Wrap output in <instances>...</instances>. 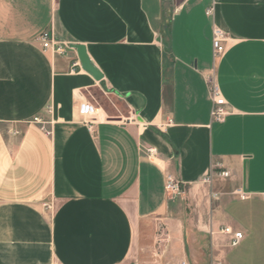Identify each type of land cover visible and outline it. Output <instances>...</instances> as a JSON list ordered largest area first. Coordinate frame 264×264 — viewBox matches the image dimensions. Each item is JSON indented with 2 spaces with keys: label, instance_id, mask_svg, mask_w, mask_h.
I'll list each match as a JSON object with an SVG mask.
<instances>
[{
  "label": "crops",
  "instance_id": "1",
  "mask_svg": "<svg viewBox=\"0 0 264 264\" xmlns=\"http://www.w3.org/2000/svg\"><path fill=\"white\" fill-rule=\"evenodd\" d=\"M182 262L264 264V0H0V264Z\"/></svg>",
  "mask_w": 264,
  "mask_h": 264
},
{
  "label": "built area",
  "instance_id": "2",
  "mask_svg": "<svg viewBox=\"0 0 264 264\" xmlns=\"http://www.w3.org/2000/svg\"><path fill=\"white\" fill-rule=\"evenodd\" d=\"M38 40L40 42L42 50L44 52H49L52 55H64L66 51L70 49V46L68 44L60 42L58 39H56L51 31H45L40 34ZM227 40V36L220 29H213L212 58L214 62L219 61L225 55L228 48ZM206 83L212 102L210 118L215 122H223L228 115V111L226 109V101L220 93L214 70L209 72V74L207 75ZM84 110L85 115L89 117L92 115L94 108L89 104H85ZM89 119V128H91L94 119H92V117H89ZM33 122L39 124L40 130L45 134L49 135L51 133L50 130L45 128L46 123L43 122L40 118H34ZM145 155L149 160H155L156 150L154 148H147L145 150ZM229 175V172L223 168L222 164L216 163L213 172L207 178H205L204 181L207 183H211L213 178L227 179ZM165 189L168 194L174 195L179 194L182 188L178 181L172 179L171 177H168ZM235 194L239 197L240 200H247L249 198L248 194L241 190L235 191ZM212 196L217 197V194H212ZM221 232L231 237V246H236L243 239V235L241 232H233L228 227H224ZM181 264L185 263L182 262Z\"/></svg>",
  "mask_w": 264,
  "mask_h": 264
},
{
  "label": "water",
  "instance_id": "3",
  "mask_svg": "<svg viewBox=\"0 0 264 264\" xmlns=\"http://www.w3.org/2000/svg\"><path fill=\"white\" fill-rule=\"evenodd\" d=\"M70 47L76 50L81 68L90 75H92L95 80H100L102 78V74L98 71V69L92 64V62L88 58L84 46L71 45Z\"/></svg>",
  "mask_w": 264,
  "mask_h": 264
},
{
  "label": "rangeland",
  "instance_id": "4",
  "mask_svg": "<svg viewBox=\"0 0 264 264\" xmlns=\"http://www.w3.org/2000/svg\"><path fill=\"white\" fill-rule=\"evenodd\" d=\"M47 208H49V207H47Z\"/></svg>",
  "mask_w": 264,
  "mask_h": 264
}]
</instances>
